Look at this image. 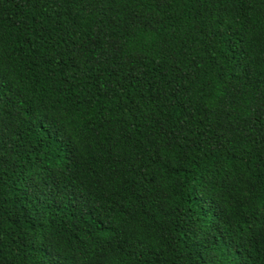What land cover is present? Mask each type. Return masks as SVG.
<instances>
[{"label": "trees", "instance_id": "trees-1", "mask_svg": "<svg viewBox=\"0 0 264 264\" xmlns=\"http://www.w3.org/2000/svg\"><path fill=\"white\" fill-rule=\"evenodd\" d=\"M0 264H264V0H0Z\"/></svg>", "mask_w": 264, "mask_h": 264}]
</instances>
